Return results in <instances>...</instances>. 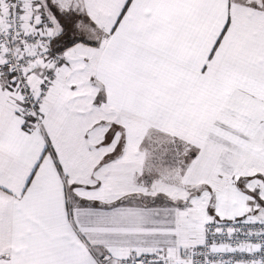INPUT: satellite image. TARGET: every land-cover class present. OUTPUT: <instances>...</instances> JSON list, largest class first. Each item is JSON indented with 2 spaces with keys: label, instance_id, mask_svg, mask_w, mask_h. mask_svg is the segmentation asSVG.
Segmentation results:
<instances>
[{
  "label": "snow or ice",
  "instance_id": "obj_1",
  "mask_svg": "<svg viewBox=\"0 0 264 264\" xmlns=\"http://www.w3.org/2000/svg\"><path fill=\"white\" fill-rule=\"evenodd\" d=\"M0 264H264V0H0Z\"/></svg>",
  "mask_w": 264,
  "mask_h": 264
}]
</instances>
